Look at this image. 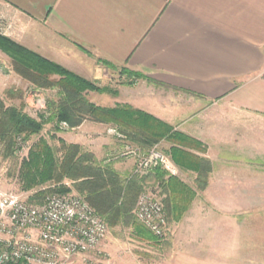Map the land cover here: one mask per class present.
I'll return each mask as SVG.
<instances>
[{
    "label": "crops",
    "instance_id": "obj_1",
    "mask_svg": "<svg viewBox=\"0 0 264 264\" xmlns=\"http://www.w3.org/2000/svg\"><path fill=\"white\" fill-rule=\"evenodd\" d=\"M0 32L102 84L113 81L107 63L148 77L119 85L111 102L129 103L198 139L206 151L194 152L211 162L203 190L195 171L179 167L175 176L195 192L179 222L195 220L199 200L221 210L236 205L237 216L241 205L264 203V0H0ZM28 84L0 65L2 98ZM111 126L86 120L74 142L127 175L136 159L119 156L130 142ZM159 144L170 156L171 144ZM203 209L201 233L212 242L200 246V262L223 264L224 212Z\"/></svg>",
    "mask_w": 264,
    "mask_h": 264
},
{
    "label": "trees",
    "instance_id": "obj_2",
    "mask_svg": "<svg viewBox=\"0 0 264 264\" xmlns=\"http://www.w3.org/2000/svg\"><path fill=\"white\" fill-rule=\"evenodd\" d=\"M0 49L12 58L16 71L25 79L37 87H57L59 96L57 102L52 101L48 105L52 117L47 119L42 114L37 119L21 108L7 105L0 95V141L9 150H13L16 136L37 133L49 121H67L76 127L88 118L116 125L130 143L144 152L163 140L168 141L171 146L167 152L173 162L184 170L197 173V190L207 187L211 162L194 152L206 151L201 141L175 130L171 124L131 104L104 107L89 101L85 91L106 92L108 88L99 87L1 33ZM108 66L118 68L112 64ZM121 73L131 77L128 84L142 75V72L127 67L121 68ZM55 75L58 78H53ZM58 151L61 153L58 154ZM21 175L25 189H37L33 199H40L38 203H42L49 193H65L75 188L112 226L121 220L134 221L133 207L147 179L158 183L166 194L165 211L170 222L178 221L184 215L195 194L175 175L161 168L126 179L111 164L99 162L91 151L84 150L80 144L62 142L60 149L55 150L45 139H41L30 152L29 159L23 161ZM65 181H70L72 185L67 186ZM137 221L135 224L145 236L157 238L140 220Z\"/></svg>",
    "mask_w": 264,
    "mask_h": 264
},
{
    "label": "rangeland",
    "instance_id": "obj_3",
    "mask_svg": "<svg viewBox=\"0 0 264 264\" xmlns=\"http://www.w3.org/2000/svg\"><path fill=\"white\" fill-rule=\"evenodd\" d=\"M1 53L8 55L2 49H0V54ZM0 65L4 68L5 66H11L12 69L18 73L9 55L8 59L5 61L0 60ZM108 67L112 69V67ZM8 70L9 69H7V71ZM18 74L21 75L20 73ZM112 74H114L113 81L107 84H102L98 80H90L84 77L94 82L99 87L108 88L106 92L97 90L85 91V96L89 101L99 106L112 107L119 103H124L118 101L112 103L109 98L118 96L119 85H135L146 81L150 82L148 77L143 73L135 78L132 84L127 83L130 81L129 79H131V77L126 73H121V69H112ZM53 78H58V76L55 75ZM29 82L30 84H28L21 93L17 92L16 95H12L9 92L4 93V101L7 105H13L23 109L34 118L40 119L42 114H44L47 119L52 117V112L48 105L52 101L57 102L59 99L57 94L58 88H41L37 87L31 81ZM29 95L31 96V100H27ZM86 120L97 122L88 118L84 121ZM64 122H66L67 125H63ZM111 125V127L117 128L116 125ZM77 127L78 126L72 127L67 121H60L57 123L56 120H53L47 122L43 129L37 133L28 135L23 133L16 136V143L14 144L13 150H9L8 146L0 141V190L4 193L17 196L26 202L38 203L40 199H33V195L37 189H25L21 175L23 161L29 159L30 152L41 139H45L55 150L60 149L62 142L67 144L76 143L74 142V137L77 133ZM124 140L127 139L125 138ZM157 145L159 149L164 151L165 146L159 143ZM81 146L84 150L90 151L87 147ZM60 153L61 151H58V154ZM96 159L98 160L97 157ZM98 161L105 163L100 160ZM114 169L116 170V168ZM116 171L119 172L118 170ZM135 174V170H133L127 175L120 173V176L127 179L132 178ZM65 183L67 186L72 185L70 181H65ZM148 191L154 192L157 197L161 199L166 210V194L163 192L161 186L152 179H147L137 200L140 194ZM50 194H71L85 198V196L77 192L75 188L69 192H52L47 195ZM206 205H204L202 200H199L192 209L191 216L195 219L194 221H168V231L165 236L161 238H149L145 236L139 226L135 224L138 220L135 216V204L132 211L134 221L121 220L113 226L107 223L108 233L99 247L101 252L76 255L68 264H201L200 258L202 257V251L200 246L206 243L207 240L208 242H212L210 236L201 233V229L204 227V223L200 218L202 208H204V211L224 212L223 227L225 229V234L222 238L224 240L225 252L223 264H264V203L241 205L239 216H237V209L234 208L236 205H224V207L222 206V210L221 207L219 206L218 208L217 205L205 207ZM212 223L221 224L220 220L217 221L216 218L212 220ZM146 232L150 234L148 231ZM220 238L221 237H219V242ZM214 239H216V237H214Z\"/></svg>",
    "mask_w": 264,
    "mask_h": 264
},
{
    "label": "built area",
    "instance_id": "obj_4",
    "mask_svg": "<svg viewBox=\"0 0 264 264\" xmlns=\"http://www.w3.org/2000/svg\"><path fill=\"white\" fill-rule=\"evenodd\" d=\"M109 132L125 139L117 128ZM119 156L135 158L139 175L155 168L180 172L157 144L144 152L126 143ZM135 215L156 237L167 234V214L154 192L140 194ZM107 233L105 219L82 196L50 194L42 203H29L0 190V264H68L76 255L101 252Z\"/></svg>",
    "mask_w": 264,
    "mask_h": 264
}]
</instances>
